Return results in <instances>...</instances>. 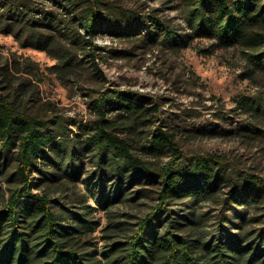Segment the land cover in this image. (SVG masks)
Returning a JSON list of instances; mask_svg holds the SVG:
<instances>
[{
	"label": "trees",
	"instance_id": "trees-1",
	"mask_svg": "<svg viewBox=\"0 0 264 264\" xmlns=\"http://www.w3.org/2000/svg\"><path fill=\"white\" fill-rule=\"evenodd\" d=\"M53 2L72 14L65 25L51 12L37 16L36 9L13 0H0V24L25 45L46 51L56 60L55 67L61 74L77 76L89 61L103 78L96 62L102 47L91 36L98 28L119 37L131 36L141 22L126 12L112 11L104 0ZM260 2L185 0L186 23L192 33L188 38L176 34L153 15L142 21L149 26L145 37L154 41L163 36L170 45L182 47L194 36L216 39L224 46L246 44L253 50L248 54L252 69L264 71V33L253 30L258 21L264 20V6L259 7ZM7 69L8 65L0 67L3 73ZM244 99H251L247 102L250 108L264 115L261 98ZM93 106L97 118L83 147L79 135L72 136L70 128L62 130L52 126L51 119L29 115L21 110L16 96L0 93V152L7 155L12 148L17 149L15 169L8 177V194L3 193L0 199V264H103L93 252L74 246V235L92 230L93 222L73 210L56 212L49 196L35 192L33 176L34 169L44 174L38 168L44 161L54 163L57 170L63 169L65 175L74 179L80 171L84 150L90 148L96 149L101 172L110 169L121 176L128 175L132 181L142 176L158 178L160 185L152 210L139 220L126 241L103 252L104 264H264V214L246 213V207L258 209L264 204V178L239 172L211 154L188 157L173 136L160 129L142 146L157 157H170L156 167L135 152L133 138L119 133L120 129L134 131L148 120L144 116L151 108L144 106L141 94L130 90L102 91ZM108 106L122 110L115 120L107 117ZM224 182L230 186L227 192L219 190ZM96 185L101 186L98 190L92 188V195L102 206L116 200L111 199L112 192L124 191L118 185L107 191L103 180ZM187 197L192 203L183 214L169 208L173 200ZM202 200L221 205L211 234L204 227L206 213L197 214L194 207ZM65 216L76 219L79 228L67 224Z\"/></svg>",
	"mask_w": 264,
	"mask_h": 264
},
{
	"label": "rangeland",
	"instance_id": "rangeland-1",
	"mask_svg": "<svg viewBox=\"0 0 264 264\" xmlns=\"http://www.w3.org/2000/svg\"><path fill=\"white\" fill-rule=\"evenodd\" d=\"M13 1L36 9L37 16L51 12L64 25L71 19L72 14L53 0ZM104 1L112 11L136 16L141 24L136 34L127 37L113 35L104 28L96 29L91 36L102 47L96 62L103 78L95 73L89 61L77 76L61 74L55 67L56 60L46 51L25 45L0 24V67L8 65L6 73L0 71V93L16 96L25 113L51 119V125L62 130L70 128V134H78L80 146L85 147V138L97 118L94 100L102 91H134L141 94L144 106L151 108L144 116L148 120L134 131L120 129L119 133L135 140V152L142 159L156 167L170 160L169 156L157 157L142 147L160 129L173 136L188 157L211 154L239 172L264 178V115L250 108L247 102L251 99H244L264 101V71L252 69L248 61L251 47L224 46L204 36H194L183 47L170 45L163 36L148 41L145 34L149 26L142 21L150 15L176 34H185V38L192 34L186 23L185 0ZM260 6H264V0ZM253 30L264 33V20L258 21ZM108 108L107 117L112 120L122 112ZM16 152V148L7 155L0 152V199L3 193L8 194V177L15 169ZM95 152L92 148L84 150L80 171L74 179L65 175L63 169L57 170L54 163L44 161L38 165L44 174L34 169L33 176L37 184L35 192L49 196L56 212L73 210L93 222L92 230L74 235V246L93 252L104 264L103 252L126 241L139 220L152 210L160 185L158 178L142 176L132 181L128 175L121 176L110 169L101 172ZM55 160L59 161L56 157ZM100 180L105 182L107 191L117 185L124 189L118 194L112 192L111 199L116 200L107 206L100 205L92 195V188H100L101 185H96ZM221 186L219 190H230L226 182ZM191 201L188 197L176 199L169 208L183 214L190 209ZM194 207L197 214L206 213L204 227L211 234L221 205L202 200L194 203ZM246 213L264 214V204L258 209L248 206ZM64 218L67 224L79 228L76 219Z\"/></svg>",
	"mask_w": 264,
	"mask_h": 264
}]
</instances>
